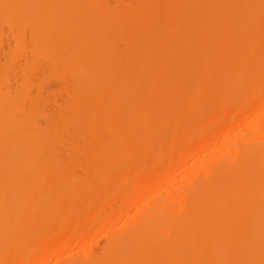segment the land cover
Wrapping results in <instances>:
<instances>
[{
	"label": "bare ground",
	"instance_id": "bare-ground-1",
	"mask_svg": "<svg viewBox=\"0 0 264 264\" xmlns=\"http://www.w3.org/2000/svg\"><path fill=\"white\" fill-rule=\"evenodd\" d=\"M114 2L0 0V264H264V0Z\"/></svg>",
	"mask_w": 264,
	"mask_h": 264
},
{
	"label": "rangeland",
	"instance_id": "rangeland-1",
	"mask_svg": "<svg viewBox=\"0 0 264 264\" xmlns=\"http://www.w3.org/2000/svg\"><path fill=\"white\" fill-rule=\"evenodd\" d=\"M109 2V5H114L115 4V0H107ZM183 1V0H181ZM105 0H92V5L93 6H97V5H104ZM140 21V20H139ZM8 48V44L5 45V49ZM254 77L251 78V83L253 82ZM58 83L55 81L54 83H52V85H57ZM50 89L52 90H57L58 86H51ZM46 94V92H45Z\"/></svg>",
	"mask_w": 264,
	"mask_h": 264
}]
</instances>
